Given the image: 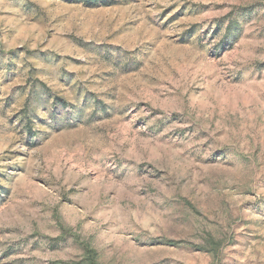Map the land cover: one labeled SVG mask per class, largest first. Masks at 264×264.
Segmentation results:
<instances>
[{"label":"rangeland","instance_id":"374dc122","mask_svg":"<svg viewBox=\"0 0 264 264\" xmlns=\"http://www.w3.org/2000/svg\"><path fill=\"white\" fill-rule=\"evenodd\" d=\"M0 0V264H264V0Z\"/></svg>","mask_w":264,"mask_h":264},{"label":"trees","instance_id":"16d2710c","mask_svg":"<svg viewBox=\"0 0 264 264\" xmlns=\"http://www.w3.org/2000/svg\"><path fill=\"white\" fill-rule=\"evenodd\" d=\"M71 1H74V3H83L91 7L97 5L98 3L101 5L106 4L105 0H71Z\"/></svg>","mask_w":264,"mask_h":264}]
</instances>
